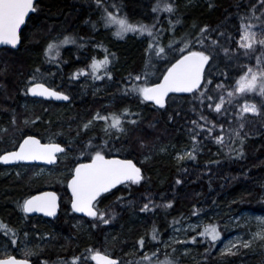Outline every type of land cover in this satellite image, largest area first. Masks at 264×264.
Segmentation results:
<instances>
[{
  "label": "trees",
  "instance_id": "1",
  "mask_svg": "<svg viewBox=\"0 0 264 264\" xmlns=\"http://www.w3.org/2000/svg\"><path fill=\"white\" fill-rule=\"evenodd\" d=\"M165 2L174 3L173 13L153 12L158 0H101L99 6L96 0H37L36 11L22 29L19 49L0 50V155L27 135L42 143L67 142L65 154L49 174H39L36 166H0V223L12 230L7 234L0 230V257L26 258L19 249L25 243L32 264H71L73 257L81 258L78 264H93L87 258L89 248L119 264H141L142 257L153 256L188 216L191 221L202 219L203 225L188 233L183 253L174 252L168 259L176 264H264V251L219 252L226 238L223 220L243 213L264 215V111L240 116L233 108L217 117L209 110L214 101L207 99L216 82L230 87L240 77V54L225 53L223 48L230 50L242 22H259L264 3L257 7V0H159L161 7ZM105 10L130 23L148 25L153 36L129 32L117 37V26L104 22ZM205 25L208 32L202 46L195 39ZM65 36L70 42L60 44L59 54L52 53L54 59L46 57L47 45ZM182 40L192 41V50L206 52L211 50L207 46L217 42L204 78L206 87L190 96L169 97L164 108L156 109L129 90L133 83H142L134 77H143L145 71L149 83L157 82L179 58ZM153 41L165 48L163 58L148 50ZM105 56L109 63L97 73L101 81L96 85L76 81L84 75L73 79L77 70L90 72L93 59L102 61ZM36 68H40L36 82L55 90L60 87L71 97L69 104L38 101L26 94ZM106 106L116 114L128 110L122 117L125 133L106 135L103 121L83 127L93 112L107 115ZM221 135L223 143L216 140ZM89 141L94 146L91 150L85 148ZM100 145L106 157L131 159L144 177L139 184L124 185L98 200L96 207L112 217L108 224L75 216L66 189L76 164L90 159ZM181 150L193 151L195 159L176 161L172 155ZM240 151L242 155L237 156ZM44 190L59 195L58 217L54 221L25 217L20 205ZM149 201V210L142 212ZM94 222L97 227H92ZM209 224L220 233L214 243L197 235ZM157 256L162 257L160 252Z\"/></svg>",
  "mask_w": 264,
  "mask_h": 264
},
{
  "label": "snow or ice",
  "instance_id": "2",
  "mask_svg": "<svg viewBox=\"0 0 264 264\" xmlns=\"http://www.w3.org/2000/svg\"><path fill=\"white\" fill-rule=\"evenodd\" d=\"M99 6L101 0H96ZM212 5L209 4V7ZM264 6V4H262ZM34 0H0V45H8L12 48H16L20 41V29L25 24L26 17L30 12H35ZM164 11L173 13L175 11V5L173 2H165L161 7L159 0L156 6L153 7V12ZM106 25H116L115 35L123 38L126 33L135 32L143 34L148 33L149 36H153V30L148 25L133 24L130 23L126 18L120 17L114 13L107 12L105 10V16L103 17ZM243 19V18H241ZM261 19V18H257ZM173 23L172 21L169 22ZM179 23V20L175 21ZM257 27L252 24H240V35L239 40L236 41L239 48L245 50V54L249 50H252L255 45H260L264 48V23L259 25V31H253V28ZM208 32V26L205 25L200 29V34L196 37L195 43L204 44V34ZM223 35V33H221ZM69 37L65 36L59 43L50 42L45 48L44 55L50 60L54 59L52 53L55 51L59 54L60 44L69 43ZM183 47L179 49V58L175 59L174 63H170L163 71L162 78L159 82L149 83L147 80V71L144 76L137 74L134 77V81H142V83H133L130 88V92L136 93L143 101H152L155 105L160 108L165 106V97L169 93H195L202 87V80L206 76L205 65H210V61L214 59L213 46L217 45L216 41L212 42V45L207 46L209 51L205 50H192V41L182 40ZM172 45H169L171 48ZM149 51H154L157 57L163 58L166 54L164 47L159 46L154 41L149 43ZM225 53L229 52L227 47L223 48ZM109 63L108 57L105 56L104 60L97 61L93 59L89 65L90 72H86L84 69L77 70V73L73 74V79L82 75H91L93 79L99 80L101 77L97 74L101 68H105ZM40 73V68L35 69L33 76L29 77L31 81L30 86L26 89V94L32 96H39L45 98H54L56 100H69V96L61 91L54 90L51 87H46L42 82H36L38 77L36 74ZM109 78H111L109 76ZM208 83H211L209 80ZM206 87V85H203ZM225 85H217V88L223 90ZM261 97H264V58H257V67H249L248 70L239 77L235 82V87L232 91L227 93L228 97L235 95H243L247 93L257 92ZM205 95V93H201ZM209 101H214L212 96H208ZM231 103V100H229ZM224 104V97L221 96L219 102L215 103L214 110L217 113L222 111V105ZM212 104H209V108ZM264 111V106L258 108L257 104L249 103L245 100V103L241 106L238 115L243 116L245 113L258 114ZM128 110L125 109L124 113ZM110 113L103 115L100 112L94 114L91 120L87 121L83 127L89 128L94 121H103L106 135H110L113 131L118 134L125 133L126 129L123 126V114ZM204 119V117H201ZM136 123V121H130ZM13 123L15 121L13 120ZM196 124L195 121H193ZM203 128V125H197ZM222 127V126H221ZM6 131V130H3ZM211 132V129H208ZM223 135L217 136L216 140L223 143ZM192 140H196V136H192ZM106 143V142H105ZM243 143V141H241ZM143 147V144L141 145ZM91 141L85 145L86 149H93ZM195 147V146H194ZM65 148L61 147L59 143H47L41 144L40 140L35 136L27 135L24 137L21 143H19L18 149L10 152H6L0 155V162L9 163L13 161H46L48 164H53L57 161V153H64ZM83 154V152L81 153ZM242 155V151L237 152V156ZM185 158L195 159L194 152H185L184 154H178L177 159L182 160ZM147 160L148 157H145ZM144 179L142 170L137 167L131 159H116L106 158L103 149L97 148L92 151L91 160L88 163H77L75 168L72 170L71 179L68 180L67 186L71 191V209L77 213H83L88 217L93 218L94 221L98 220L103 224H108L110 217L105 210H100L96 207L98 198L102 197V194L109 193L111 189L115 188L118 184H139ZM177 184L181 181L177 180ZM121 200L122 197H118ZM149 203H145L141 208V211L149 210ZM25 214L32 212H42L46 216H55L57 209V197L53 192H44L37 196H32L23 201L20 205ZM167 207H171L169 203ZM195 214V213H194ZM92 227H97L94 222ZM258 230L253 234L254 239L264 240V218H259L257 221ZM0 230H4L5 234L12 231L8 229L6 225L0 223ZM15 235V233H13ZM198 236L215 242L219 239L220 233L216 225L209 224L203 227L201 231L197 233ZM152 239L156 240L157 236L155 230H153ZM191 241L196 242V237H192ZM13 245L17 244V240L12 239ZM141 248L144 246V238L141 237L138 241ZM251 241L241 242V246L244 248L251 247ZM237 245L233 244L225 249L226 254H235L233 251ZM88 257L94 264H118L116 259L110 258L106 253H102L95 249H87ZM31 255V252L27 253ZM153 256L156 253L152 254ZM80 257H73L71 264H78ZM142 261H147L148 264H152L150 257L145 254L142 257ZM0 264H29L27 259H17L13 255L7 254L0 257ZM158 264H176L172 259L166 258Z\"/></svg>",
  "mask_w": 264,
  "mask_h": 264
},
{
  "label": "rangeland",
  "instance_id": "3",
  "mask_svg": "<svg viewBox=\"0 0 264 264\" xmlns=\"http://www.w3.org/2000/svg\"><path fill=\"white\" fill-rule=\"evenodd\" d=\"M260 4H262L261 0L258 1L257 7H260L259 6ZM263 15H264V6H261L260 14H259V18L261 19H259L258 23L252 24V25L257 26L253 28V31H259V25H261V23H264ZM242 23L251 24V23H245V22H242ZM239 35H240V25L237 28L232 38V46L229 52L230 54H236L237 52L240 54L238 64L242 72L240 76H242L248 70L249 67H253V68L257 67V58L258 57L264 58V48H262L260 45L257 44L254 46L252 50H249L248 53L245 54V50L242 48H239L236 43V41L239 40ZM55 43H59V41H56ZM104 69L105 68H101L100 71ZM150 78L153 79V77H150ZM220 84H223V83L216 82V84H214V86L212 87V92H213L212 96L213 98H215L216 96V100H214V102L211 103L212 107L209 108L210 112L217 117L222 116L225 113L226 109L234 108V110L238 113L241 106L245 103V100H247L249 103L257 104L258 108H261L260 102L264 104V97H261L258 91L255 93L235 95L230 98L228 97L227 93L234 89L235 83L230 87L225 86L223 90L217 88V85H220ZM221 96L224 97V104L222 105V111L220 113H217L214 110L215 103L219 102ZM229 100H231V103H229ZM101 107L102 106H100L99 108ZM105 111H109L108 114H110L112 112V107L106 106ZM258 114L245 113L243 115L256 116ZM185 152H188V150H181L179 152H176L172 156L176 161H181L177 159V155L184 154ZM39 174H49V171L42 168L39 170ZM259 218H264V215L249 216L248 214L243 213L239 216H235L230 219L223 220V226H224L226 238L221 242L220 247H219V252L225 253V249L233 244L237 245L236 249L233 250L235 253L242 251V250L249 252V253H256V252L258 253L259 251H264V240L254 239V236H253V234L256 233L258 230L257 221ZM202 225H203V220L200 218L194 219L192 221L190 220L188 216L183 218L181 220V224L173 228L170 235L166 238V240L164 241L160 249H156L153 252V253H156V255L155 256L148 255L152 261V264H158V262L165 260L169 255H172L174 252L183 253L184 252L183 249L185 248L183 243L188 233L194 231L195 229H197L198 227ZM243 241H251L252 242L251 247L249 248L242 247L241 242ZM26 245L27 244L23 243L22 247H20L19 249L23 251L24 256L26 258H29L28 256H26L27 253L25 252L26 250H28L27 248L28 246ZM158 252L161 253L162 257L157 256ZM141 264H148V262L141 261Z\"/></svg>",
  "mask_w": 264,
  "mask_h": 264
},
{
  "label": "water",
  "instance_id": "4",
  "mask_svg": "<svg viewBox=\"0 0 264 264\" xmlns=\"http://www.w3.org/2000/svg\"><path fill=\"white\" fill-rule=\"evenodd\" d=\"M37 0H34V4H35V2H36ZM263 2H264V0H262ZM34 12H30L29 13V15L26 17V21H25V24H26V22H27V20L29 19V17L33 14ZM25 24H23L22 26H21V29H20V36H21V32H22V29L24 28V26H25ZM20 41H21V38H20ZM20 44H21V42L17 45V47L16 48H12L11 46H8V45H0V50L1 49H4V48H6V49H9V50H13V51H16V50H18L19 49V47H20ZM175 62V61H174ZM173 62V63H174ZM206 67H207V65H205V69H206ZM162 78V77H161ZM160 78V79H161ZM159 82V81H158ZM202 84H203V80H202V82H201ZM192 93H169L168 94V96H166L165 97V103H166V100H167V98L169 97V96H184V95H191ZM29 95V97H31L32 99H35V100H40V101H46V102H53V103H66V102H68V100H56V99H54V98H45V97H39V96H32L31 94H28ZM147 102H149V103H151V104H153L156 108H158V109H161L158 105H155L154 104V102H152V101H147ZM24 139V138H23ZM22 139V140H23ZM22 140L20 141V143L22 142ZM41 144H43V143H41ZM47 144V143H46ZM18 147H19V144H18V146L16 147V149H18ZM16 149H14V150H16ZM13 150V151H14ZM10 152V151H9ZM6 153V152H5ZM4 154V153H3ZM3 154H1V155H3ZM61 153H57V156L58 155H60ZM116 159H118V158H116ZM57 163V161L55 162V163H53V164H48L46 161H42V160H37V161H13V162H9V163H3V162H0V165L1 166H3V167H10V166H15V165H39V166H46V167H51V166H53V165H55ZM71 179V178H70ZM69 179V180H70ZM121 185H123V184H118V185H116V187L115 188H113V189H111L110 190V192L111 191H113V190H115L117 187H119V186H121ZM67 189H68V193H69V195H70V199H71V191H70V189L68 188V186H67ZM44 192H53V191H43V192H39V193H36V194H34V195H32V196H37V195H40L41 193H44ZM53 193H55V192H53ZM56 194V193H55ZM105 194H107V193H104V194H102V196L103 195H105ZM32 196H30V197H32ZM29 197V198H30ZM56 197H57V209H56V215L55 216H46L44 213H42V212H32V213H27V214H25L24 212V214H25V216H27V217H35V216H39V217H42L43 219H45V220H54V219H56L57 218V216H58V213H59V198H58V196H57V194H56ZM28 199V198H27ZM99 199V198H98ZM70 208H71V202H70ZM72 210V209H71ZM76 216H79V217H82V218H86V219H92L91 217H88V216H86L85 214H83V213H77V212H74V211H72ZM16 258V257H15ZM18 259V258H17ZM94 263V262H93ZM29 264H31V262H29Z\"/></svg>",
  "mask_w": 264,
  "mask_h": 264
},
{
  "label": "flooded vegetation",
  "instance_id": "5",
  "mask_svg": "<svg viewBox=\"0 0 264 264\" xmlns=\"http://www.w3.org/2000/svg\"><path fill=\"white\" fill-rule=\"evenodd\" d=\"M76 81H79V82H81V83H83V84H85V85H87V86L96 85V80L93 79V77H92L91 75H84L83 80H76ZM56 90H57V91H61V92H63L64 94L68 95L66 92L62 91V90L60 89V87H57ZM68 96H69V95H68ZM69 98H70V99H69L68 102H66V103H55V104H57V105H66V104H69L70 101H71V97L69 96ZM94 114H95V112H93V113L91 114V119H92V117L94 116ZM91 119H90V120H91ZM83 132H84V131H83ZM86 142H87V140H86ZM54 143H59L62 147L65 148V151L67 150V149H66V146H65V145H67V142H64V143L54 142ZM85 144H87V143H85ZM91 144H92V143H91ZM100 148H103V146L100 145ZM78 149H79V147H78ZM63 154H65V152H64ZM68 159H70V157H69ZM87 161H88V160H87ZM41 219H42V218H41ZM107 255H108V254H107ZM110 258H112V257H110ZM113 259H114V258H113ZM116 260H117V259H116ZM118 264H119V261H118Z\"/></svg>",
  "mask_w": 264,
  "mask_h": 264
},
{
  "label": "bare ground",
  "instance_id": "6",
  "mask_svg": "<svg viewBox=\"0 0 264 264\" xmlns=\"http://www.w3.org/2000/svg\"><path fill=\"white\" fill-rule=\"evenodd\" d=\"M48 191H51V190H48ZM54 192V191H53ZM56 193V192H55ZM113 259V258H112ZM118 261V260H117Z\"/></svg>",
  "mask_w": 264,
  "mask_h": 264
}]
</instances>
